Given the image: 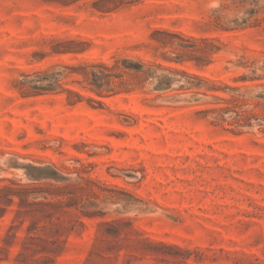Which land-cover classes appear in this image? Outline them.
Returning <instances> with one entry per match:
<instances>
[{
	"label": "rangeland",
	"instance_id": "obj_1",
	"mask_svg": "<svg viewBox=\"0 0 264 264\" xmlns=\"http://www.w3.org/2000/svg\"><path fill=\"white\" fill-rule=\"evenodd\" d=\"M0 264H264V0H0Z\"/></svg>",
	"mask_w": 264,
	"mask_h": 264
},
{
	"label": "trees",
	"instance_id": "obj_2",
	"mask_svg": "<svg viewBox=\"0 0 264 264\" xmlns=\"http://www.w3.org/2000/svg\"><path fill=\"white\" fill-rule=\"evenodd\" d=\"M163 34H167L168 35V33L166 32V31H164V30H158V29H156V30H153V32H152V38L154 39V40H156V41H158V42H161L162 44H165L163 41H160V39H157L155 36L156 35H163ZM64 46H68L67 44H65ZM58 53H68V52H73V50L72 49H69V47H65V49H62L61 51H57ZM142 65H138L137 67H141ZM102 69V70H104V71H112L114 68H110V67H107V66H105V65H103V64H101V65H92L91 66V69L92 70H87V68H83L84 69V71H85V73H84V76H85V80L86 81H88L89 80V78H91V77H95L96 76V72H94L93 71V69ZM136 69V68H135ZM122 73L123 74H127V75H133V76H135V77H138L140 74H142V73H133V72H129V71H126V70H122ZM70 94H72V95H75V96H77V97H81L80 95H78L77 93H75V92H73V91H68Z\"/></svg>",
	"mask_w": 264,
	"mask_h": 264
}]
</instances>
